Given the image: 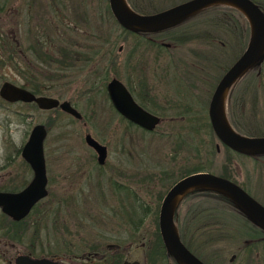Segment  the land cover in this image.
<instances>
[{"label": "rangeland", "instance_id": "rangeland-1", "mask_svg": "<svg viewBox=\"0 0 264 264\" xmlns=\"http://www.w3.org/2000/svg\"><path fill=\"white\" fill-rule=\"evenodd\" d=\"M155 1L157 5L154 7L147 4L146 12L170 6L178 0ZM10 2V0H0V10L9 11ZM22 3L23 1L20 4ZM66 3L71 8L72 5L74 6V12L78 17L73 23L75 26L78 24L79 68L75 75V70L69 67V70L65 72L68 76L56 79L49 93L57 90L61 99H70L83 114V119L77 120L60 111H47L49 129L45 145L48 159L49 195L44 201H50L48 202L49 213L45 220L24 223L26 227L21 234H16L18 227L13 225L15 241L7 242V237L1 236L3 238L0 240V264H13V256L16 252L32 251L41 255L61 253V250H66L67 247L69 249L79 247L80 253L87 249L107 253L118 251L124 256L136 246H143L148 251L158 230V211L162 196L175 178L184 173L187 168L194 166L202 165L204 170L216 172L220 170V166L227 164L233 178L253 196L263 201L264 153L251 156L240 152L235 153L223 144H219L220 149L217 151L215 144L218 139L208 120L206 104L215 84L216 75L234 60L237 53L230 49L225 54L232 53L230 57H225L224 54L223 57L217 53V47L214 45L209 47L207 69L199 61L185 66L184 58L190 56L186 54L193 53L198 57L201 48L198 42H191V40L177 43L174 48L160 56L158 70L152 74L150 81L157 85L161 94L166 92L169 94L168 92L171 91L175 94L177 93L175 91L181 90L185 91L186 95L194 96L191 98L199 107L197 109L199 112L191 115L188 120L190 125L187 124V120L178 124L177 120H173V116L178 114L160 108L162 122L154 130L123 126V123L120 124L118 115L108 110L109 100L105 84L113 73V71L106 72L107 70L104 69L108 63V57H104L99 50L93 51L89 45V43L98 44L100 43L98 41H103L105 31L111 33V38L116 37L120 29L110 14L103 16L98 12L104 10L103 6L107 11L106 0H104L105 4L99 3L98 0H69ZM24 5L25 3L22 7ZM222 5L231 4L223 3ZM203 14L213 15L209 11ZM51 15L53 16L48 17L47 24L61 25L71 20L72 11L69 12V17L58 18L54 16L53 11ZM194 19L198 18L194 17ZM116 39L114 51L122 43L123 48L118 54L124 57L130 49V42L124 40L121 35ZM163 40H169V38H163ZM97 51L98 54L95 53ZM143 53L144 51L140 54L137 52L129 59L131 65L128 66L133 72H135L134 62L139 59V56L143 57ZM86 57H90L89 60ZM222 62L223 66L218 68ZM120 64L114 71L117 77H121L120 70L125 60H121ZM111 69L114 68L111 66ZM201 69L204 76L200 79L201 83L198 86L201 88L204 81H207V98L202 92L195 94L194 89L192 92L191 85L188 83L201 73ZM262 69V76L255 74L259 71L257 66L251 69L248 76L238 80L235 87L233 86L237 91L234 94L240 95L243 91L245 109H249L248 115L238 116L237 119L245 129L257 128L252 131L255 134L264 133L263 66ZM177 70L180 71L175 74ZM55 71V68L48 67V79L58 76ZM124 73L125 71H123V77ZM210 77L213 79L209 83ZM248 78L251 83L241 82ZM231 87L227 91L226 112L232 94ZM191 98L189 102L192 101ZM163 103L167 105V99H164ZM83 121L87 122L83 123ZM86 132L107 145L108 154L104 168H97L90 159L93 151L88 149L84 141ZM20 133L13 130L16 141ZM77 153L80 157V169L79 173L75 174L72 159ZM74 176L77 178L75 179ZM69 179L76 180L73 188L70 187ZM200 201L206 203L209 200L195 193L191 194L190 191L182 195L176 206L179 219L185 215L189 206ZM142 204L148 205L151 212L143 215ZM38 210L41 211L39 206ZM255 252L250 253L243 249L239 252L226 251L224 244L219 243L213 247L212 251L204 252L202 257L209 264H264V242L257 246ZM233 253L235 255L230 259ZM151 257L149 259L146 255L148 264H165V260L159 258L156 253ZM84 263L85 260L80 258V264Z\"/></svg>", "mask_w": 264, "mask_h": 264}, {"label": "flooded vegetation", "instance_id": "flooded-vegetation-1", "mask_svg": "<svg viewBox=\"0 0 264 264\" xmlns=\"http://www.w3.org/2000/svg\"><path fill=\"white\" fill-rule=\"evenodd\" d=\"M10 1L11 2L9 5V11L6 12L5 10H0V86L3 82H10L16 86L28 90L35 96L45 95V96H52L58 98L59 100H63L60 98V95L57 93V90H55L54 93H49V92L50 89L54 87L56 79L58 78L61 79V77L68 76L67 73L65 72L69 70V67H72L73 68L72 70H75V75H77V69L79 68L78 48L80 47V42H79V34L77 27L78 24L75 26L73 23V21L77 17L76 12H74V6L72 5L71 8L70 5L66 3V1L69 0H10ZM21 1L25 3L24 7H22L23 3L20 4ZM98 1L99 3L102 4L104 3V0H98ZM181 1L184 0H178L176 1V3ZM253 1L256 2L264 11V0H253ZM106 3H107L106 5L108 6L107 9L108 12L104 8V6H103L104 10L103 11L99 10L98 12L100 13V15L103 16L104 14L107 15V13L110 14L111 17L114 19V22L117 23L120 32L117 33L116 37L111 38V33L105 31L102 37L103 41H98L100 42L98 44L89 43L90 48L93 51L99 50L100 53L104 54V57L105 56L108 57V63H107L108 67H104V69H107V71L110 72L113 71L108 81L111 79V77L116 76L114 71L118 69V65L121 63V60L124 59L125 64H123V68L122 70H120L121 77L118 78L123 82V84L126 86L133 99L141 107L161 117V121L158 124H156V126L152 129H147L133 122L132 120L128 119L121 112H119L111 102L107 92V83H108L107 81L105 84V91L107 98L109 100L108 110L110 113H115L116 115H118L120 124L123 123V126H136L148 131L154 130L162 122L163 117L159 114L160 108L164 110L168 109V111H172L174 114H178L173 116V120L175 121L177 120L178 124L183 123L181 122L183 120L188 121L193 113L199 112L197 110L199 107L194 104L191 98L194 96L186 95L187 93L181 90L175 91L177 92L175 94L172 91L168 92L169 94L172 95L167 94V92L161 94L160 90H158L157 85H155L154 82L150 81L152 74L158 70L160 63L159 61L160 56L167 53V51H169L170 49L174 48L177 43H181V42L184 43V42H188L189 40H191V42L193 41L198 42V46L201 48L200 55L196 57L195 54L193 53L192 54L187 53L186 56L187 55L190 56L184 58L185 59L184 65L186 66L199 61L200 64H203L204 65L203 67L206 68L208 67V59H209V51H210L209 47L215 45L217 47V53L220 54L221 56H223L224 54L225 57L226 56L230 57L232 53H230L229 55H225V54L227 53V51L232 49V52L235 51L237 53L234 58L235 60L244 50L248 40L247 38L245 44L242 46V48H240L239 37L236 33L238 32V27H237L238 15L239 13L241 14L242 12L237 8H235V10H231V11L229 10L226 12L227 16L231 17V15H233L234 17H237V19L231 20L232 23L231 29H229L230 26L227 25L228 22L227 23L223 22L224 24L213 26V25H208L207 20H203L199 26L183 25L184 22H188L190 19H192L190 17L187 19L183 18L182 20L177 22V24H175L174 26H170L167 28L165 27L154 31H133L131 29L123 27L121 24L118 23V21L115 19V17L111 12L109 6V0H106ZM227 6L231 7V5H227ZM75 7L77 10V2ZM132 8L135 9L134 7ZM52 11L54 16L58 18L65 16L69 17L68 14L70 11H72L71 20L66 21L65 24H61V25L59 24L54 26L48 25L47 20L48 17L52 18L53 16L51 15ZM201 11L203 10L196 11L192 15L194 14L198 15ZM140 12H146V11H140ZM74 14L76 15L74 16ZM196 15L194 17H196ZM167 29L168 30L174 29L176 31L172 36L169 37L164 34L165 31H167ZM119 35L123 36L124 40L130 42L129 44L130 49L127 55H125L124 57H120V55L118 54L119 52H121L123 48L122 43H120L117 46L116 51H114V45L117 42L116 38ZM92 36L94 37V33H92ZM163 38H169V40H163ZM142 51H144L143 53L144 56L140 57L138 55L139 59L136 62H134L135 72H133L131 69H129L128 66L131 65L129 64V59H131L132 56L135 55V53L138 52V54H140V52ZM234 60L231 63L227 64L225 67H223V71L220 74L216 75L215 78L216 81L210 93V97L219 78L222 76L225 70L234 62ZM118 62L120 63L118 64ZM112 65H114L113 67L114 69H111ZM221 66H223V62L218 68H220ZM257 66L259 68V71L258 74L257 73L255 74L262 76L263 75L262 66L264 68V56L261 60H259V62H253L252 65L245 72H243L241 76L237 78V80L234 82V84L231 87L233 89L231 90L232 94L230 95V101L227 106L226 114L232 123L233 121H232V113H231V105H232L231 100H232V95L234 93L235 84L238 82V80L245 78V76H248L249 72L252 71L251 69L256 68ZM48 67L50 69L55 68L56 70L55 72L58 74L56 78L48 79V75H47ZM203 69H201V73L199 75L195 76L193 80H190L188 83L191 85L192 92L193 89L195 94H200L202 92V94H205V98H207L206 97V92L208 91L207 81L206 82L204 81V84L201 86V88H199L198 86V84L201 83L200 79H202V77L204 76ZM123 71H125L124 77L122 76ZM178 71L180 70H177L175 74H177ZM72 75L75 76L73 72ZM212 79L213 77H210L209 83L212 81ZM180 92L183 94H181ZM189 97L192 100L190 102H189L190 99ZM164 99H167V105L163 103ZM68 100L73 105L72 101L70 99ZM209 100H208V104H209ZM204 103L205 101L202 102V107L204 106ZM208 104H206L207 114H208ZM48 110H55L56 112L60 111L66 113L67 115H70L77 120L83 119V114L80 111L79 112L81 113V116L75 117L72 114L62 110L59 106H54L52 108H44V107H40L34 100H23V99L8 100L0 94V191L3 192L18 191L22 189L24 186H26L27 183L31 180L33 175V170L30 163L27 160H25L24 157L22 156L21 150L23 144L27 140L31 132V129L33 128L34 125L43 124L46 128V135H47L49 129L48 119H47ZM86 122L87 121H83V123ZM177 122H175V124H177ZM187 124L190 125V122L188 121ZM13 130H17L21 132L20 136L17 138L18 139L17 141L13 136ZM249 134H255V133H249ZM258 134H264V133H258ZM45 138L46 136L44 137L43 140V153H44L45 167L47 174V194L44 197L37 200L25 216L18 219V220H24L23 223L26 224H29L31 222L30 218L36 221H40L42 219L45 220L46 219L45 217L48 216L49 213L48 202L50 201L49 200L44 201L49 195V175L47 173L48 159L46 156ZM93 139L95 138L93 137ZM96 141L99 144L105 145L106 147V156L102 163H99L97 161V153L95 147L89 145L86 141L85 143L88 149L93 151L92 155L90 156V159H92V161L96 164V167L104 168V166H106L108 147L105 143H102L98 140ZM219 144H223V143L220 142L219 140L218 142H216L215 148L217 151H219L220 149ZM72 162L75 170L74 173L78 174L80 169L79 168L80 157L78 153L74 155ZM74 178L76 179L77 177L74 176ZM75 179H69L71 181L70 187L72 188L75 186L76 183ZM245 190L252 195V193L248 191V189ZM253 197H255L259 202L264 204V200L261 201L255 195ZM38 206L39 209L41 210L40 212L38 210ZM15 220L16 219H14L13 217L9 216L7 213L2 211L0 206V240H2L3 237L5 238L7 237V242L15 241L14 239L15 232L13 227ZM178 220H179V216H178V212H176L177 224L179 222ZM1 236L3 237L1 238ZM70 245H72V243ZM75 248L76 249H69L67 247L66 250H61L62 251L61 253H49V254L46 253L41 255H37L35 252L32 251H26L23 253H28L36 257H42V256L49 257L54 260L60 261L61 264H80V258L85 260L84 264H95L97 262V259L100 260L102 257L105 256V252H100V250L87 249V250H82L83 252L80 253L79 247H75ZM18 253H22V252L15 253V255L13 256V264H14V257ZM146 264H148L147 260H146Z\"/></svg>", "mask_w": 264, "mask_h": 264}, {"label": "water", "instance_id": "water-1", "mask_svg": "<svg viewBox=\"0 0 264 264\" xmlns=\"http://www.w3.org/2000/svg\"><path fill=\"white\" fill-rule=\"evenodd\" d=\"M231 2L249 22V37L242 53L225 70L211 94L208 104V117L217 139L226 146L247 154L264 153V134L243 133L235 127L226 114V105L221 114V96L234 84L253 62H259L264 56V11L253 0H184L151 12H140L132 8L128 0H109V6L115 19L123 27L133 31H154L172 26L201 8ZM107 92L113 105L128 119L152 129L161 121V117L141 107L131 96L123 82L116 76L107 83ZM0 94L8 99L34 100L40 107L59 106L62 110L80 117L81 113L68 99L59 100L52 96H35L28 90L10 82H3ZM46 128L36 124L23 144L21 154L33 170L31 180L22 189L15 192L0 191L2 211L18 220L25 216L33 204L47 194V174L43 153V140ZM85 141L95 147L97 161L102 163L106 156L105 145L99 144L89 132ZM195 188H208L233 200L254 224L264 231V204L247 192L238 182L210 170H196L183 175L173 182L162 196L158 211V230L166 252L180 264H207L181 239L176 221L175 197L184 195ZM234 254L230 256V259ZM14 264H61L49 257H36L28 253H18ZM120 264H146L143 246L131 249Z\"/></svg>", "mask_w": 264, "mask_h": 264}, {"label": "trees", "instance_id": "trees-1", "mask_svg": "<svg viewBox=\"0 0 264 264\" xmlns=\"http://www.w3.org/2000/svg\"><path fill=\"white\" fill-rule=\"evenodd\" d=\"M128 1L132 7L140 11H146L148 3L153 7L157 5L155 0H128ZM200 10L203 11L200 12L201 13L200 15L196 16L198 19H194V16L196 14L192 15L193 14L192 13L190 14L192 16L185 17V19L191 17L192 18L190 19L191 21L184 22L183 25L199 26L203 20H207L208 25H213V26L228 22L227 25H229L230 26L229 29H231L232 28L231 20L237 19V17H234L233 15H231L230 17L227 16L226 14V12L229 10L230 11L235 10V7L233 8L232 6L229 7L227 5L214 4L201 8L198 11ZM207 11L212 12L213 15L205 16L203 13H206ZM237 27H238V32L236 34L239 37L240 48H242V46L245 44L249 36V30H250L249 22L242 13L241 14L239 13L238 15ZM175 31L176 30L174 29H169V30L167 29V31H165L164 34L170 37L174 34ZM96 53L98 54V51ZM86 58L89 60L90 57L89 58L86 57ZM112 67L114 66L112 65ZM242 81H245L244 82L245 84L251 83V80L249 78L248 80H241V82ZM234 93H237L236 89H234ZM234 93L232 95L233 100H231L232 101L231 113H232L233 124L237 127L239 131L243 133H252V131L257 130V128L254 129V127H251L253 130L251 128L245 129L241 125L240 121L237 119L238 116L241 117L248 115V110L245 109L243 91L241 92L242 94L240 95H236ZM237 111H238V115H236ZM226 148L235 153L240 152L228 146H226ZM248 155L251 156L255 154H248ZM203 168L204 167L202 165L187 168L184 171V173H182L179 177L175 178L173 182H175L183 175H186L196 170H203ZM219 168L220 170L218 169L216 173L226 176L237 182V180H235L233 176L230 174L229 166L227 164H223ZM193 193H195V195H200L201 197H205L209 201H206V203L200 201L197 203H193L192 206H189L185 215L178 220L179 221L178 227L183 242L191 251H193L199 257L203 259L202 255L204 254V252L212 251L213 247H215V245L219 243L224 244V247H226V251L231 250V251L239 252L243 249L252 253L253 251L255 252L257 250V246L260 243L264 242V231L256 224H254L251 220H249V218L245 215L243 209H241L229 197L208 188H195L191 191V194ZM159 199H160V195H159ZM142 205H143L142 208L143 215L151 212V209L148 205L145 204ZM30 220L31 222H36V220H32L31 218ZM23 222L24 220L14 221V225L18 227V229H16V234H21L24 228L26 227V225H24ZM145 252L149 259L152 258L151 256L154 253H156L159 258H163L165 260L164 262L165 264H180L170 254L166 252V249L162 244L158 230L156 232V237L152 240V244L149 247V250L147 251V249L145 248ZM123 256L124 255L118 251L117 252L114 251L112 253L106 252L104 257H102L100 260L97 259L96 264H120L123 259Z\"/></svg>", "mask_w": 264, "mask_h": 264}, {"label": "bare ground", "instance_id": "bare-ground-1", "mask_svg": "<svg viewBox=\"0 0 264 264\" xmlns=\"http://www.w3.org/2000/svg\"><path fill=\"white\" fill-rule=\"evenodd\" d=\"M227 4H231V2H228ZM231 5H233V4H231ZM227 91H228V90H225V91L223 92L222 96H221V110H220V113H221V114L224 113L223 108H224V106H225V101H226ZM180 197H181V194L177 195V196L175 197V201H177Z\"/></svg>", "mask_w": 264, "mask_h": 264}]
</instances>
